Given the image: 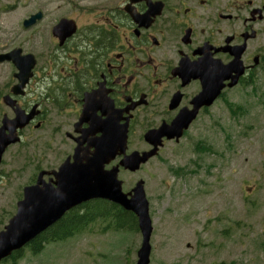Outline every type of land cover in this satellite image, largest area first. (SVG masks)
Returning a JSON list of instances; mask_svg holds the SVG:
<instances>
[{
	"label": "flooded vegetation",
	"instance_id": "flooded-vegetation-1",
	"mask_svg": "<svg viewBox=\"0 0 264 264\" xmlns=\"http://www.w3.org/2000/svg\"><path fill=\"white\" fill-rule=\"evenodd\" d=\"M23 1L5 11L28 9L0 55L11 54L31 68L23 83L12 62H0L10 69L0 86V129L14 126L17 114L32 116L15 130L18 145L26 130L54 125L43 167L29 185L40 172L73 164L76 150L80 158L91 156L87 141L101 137L90 134L99 129L93 125H127L126 153L149 151L147 132L190 119L180 139L191 130L201 135L222 119L227 93L257 90L264 80V0ZM204 86L221 88L210 105ZM55 137L57 151L50 142ZM178 144L162 138L158 154ZM203 146L199 137L197 147ZM121 173L127 170L120 169L118 179ZM136 182L127 188L122 181V191L131 192Z\"/></svg>",
	"mask_w": 264,
	"mask_h": 264
},
{
	"label": "rangeland",
	"instance_id": "rangeland-1",
	"mask_svg": "<svg viewBox=\"0 0 264 264\" xmlns=\"http://www.w3.org/2000/svg\"><path fill=\"white\" fill-rule=\"evenodd\" d=\"M18 1L0 0V53L7 51L9 34L28 13L26 8L5 12ZM9 71L0 66V86L10 79ZM224 98L217 127L209 123L201 135L191 130L137 173L119 175L127 188L144 181L153 227L150 264H264V80L257 90L229 92ZM52 126L26 130L21 143L3 154L0 231L15 215L23 188L43 167ZM199 137L211 151L194 150ZM56 138L50 142L57 151ZM131 142L136 144V135ZM113 224L98 219L38 254L27 247L16 264H134L139 231Z\"/></svg>",
	"mask_w": 264,
	"mask_h": 264
},
{
	"label": "water",
	"instance_id": "water-1",
	"mask_svg": "<svg viewBox=\"0 0 264 264\" xmlns=\"http://www.w3.org/2000/svg\"><path fill=\"white\" fill-rule=\"evenodd\" d=\"M35 18L32 19V21ZM25 22L24 25H29ZM31 59V58H28ZM10 61L18 69L17 77L23 83L26 80V69L19 59L11 54L0 55V62ZM32 66V65H31ZM211 97L210 105L220 89L203 87ZM32 116L21 118L18 114L13 122L14 126H4L0 129V164L6 149L19 142L15 130L26 126ZM190 119L176 122L170 126H162L159 130L149 131L144 140L152 149L148 152H133L126 155L127 125L118 126L109 121L99 126L95 132H101V137L87 141L86 149L93 148L91 156L80 158L78 150L74 154L71 165L63 164L53 173L40 172L36 183L23 189V198L16 204V213L0 232V262L7 259L13 252L21 250L38 235L58 222L68 211L92 200L101 199L120 206L131 212L137 220V227L141 235L140 247L136 253L135 264H149L150 237L153 231L149 216V204L145 197L143 181L137 182L132 191L124 194L122 182L118 180L119 167L130 172L139 170L140 166L156 156L162 145V138L167 140L178 139L189 126ZM122 157L118 165L108 171L104 166L116 157ZM49 174L54 180L47 183L44 175Z\"/></svg>",
	"mask_w": 264,
	"mask_h": 264
},
{
	"label": "trees",
	"instance_id": "trees-1",
	"mask_svg": "<svg viewBox=\"0 0 264 264\" xmlns=\"http://www.w3.org/2000/svg\"><path fill=\"white\" fill-rule=\"evenodd\" d=\"M98 219L112 220L115 229H125L127 232L137 231V221L131 213L125 212L118 206L107 202L93 201L68 212L59 221L58 225L33 239L28 248L33 254H38L44 249L45 245L64 241L83 231L87 226L98 221ZM22 251L12 253L8 261L10 260L11 264H16L22 257Z\"/></svg>",
	"mask_w": 264,
	"mask_h": 264
}]
</instances>
